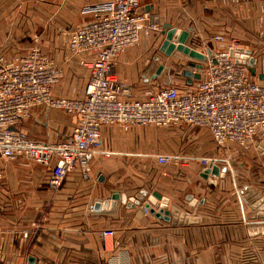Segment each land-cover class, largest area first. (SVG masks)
Listing matches in <instances>:
<instances>
[{"label":"crops","instance_id":"crops-1","mask_svg":"<svg viewBox=\"0 0 264 264\" xmlns=\"http://www.w3.org/2000/svg\"><path fill=\"white\" fill-rule=\"evenodd\" d=\"M80 1L0 0V55L10 57L25 51L24 42H29V46L35 37L33 22L39 27L36 31L40 36L44 34V26L57 29L62 25L69 33L76 18L82 21L90 17L83 11L85 6L107 0L76 6L75 2ZM143 4L159 14L161 25L167 22L182 30L191 29L186 45L199 52L208 43L206 34H226L228 30L238 34L235 37L238 43L255 60L254 76L264 82V0H144ZM202 11L205 15L188 23ZM44 36L45 39H40L43 51L64 70L54 92L70 95L72 90L82 91L87 68L80 66L67 50L58 49L57 36L55 39L52 34ZM27 37L29 41L25 40ZM163 38L161 31L151 34L121 53L114 66L116 75L132 84L141 78V84L147 88L157 82L151 76L159 64L168 69L161 72L159 79L176 70L179 61L186 58L178 51L170 56L160 51ZM64 39L61 36L60 41ZM73 124L74 117L60 110L36 107L29 118L20 121L19 128L28 136L56 141L69 134ZM165 132L156 134L157 131L140 126L128 130L104 126L102 148L109 155L95 156L90 167L94 178L84 180L74 171L56 191L48 189L46 184L49 168L20 160H0V264H27L29 256L34 257V264H263L261 259L227 257L222 252L237 235L240 245L258 243L260 234H251L250 230L260 222L258 217L251 218L259 210L246 204L240 195L229 202L215 201L214 197L201 196L196 190L203 184L227 180L228 175L241 169L239 166L249 169L250 163L245 158L250 154L263 157L262 154L252 147L233 145L231 159L237 151L248 153L245 157L243 154L242 163L225 166L224 176L209 174L204 178L200 175L202 166L196 162L177 166L155 161V154L169 150L165 146L164 139L169 137ZM182 139L190 152L195 150L192 145L200 141L199 136L189 133ZM222 167L220 164L219 168ZM257 167L260 171L264 164ZM123 176L135 177L137 184L123 189L117 185ZM139 176H144L146 183H139ZM141 188L149 193L157 191L169 199L170 205L199 217L200 221L173 225L150 214L143 204L128 207V198L133 195L130 193ZM209 191L213 193L211 187ZM114 192L119 194V199L112 210L94 209L95 203L110 199ZM186 194L203 199L204 203L189 206ZM102 229H113L115 235L103 239L99 236ZM25 231L29 237L22 239Z\"/></svg>","mask_w":264,"mask_h":264},{"label":"built area","instance_id":"built-area-1","mask_svg":"<svg viewBox=\"0 0 264 264\" xmlns=\"http://www.w3.org/2000/svg\"><path fill=\"white\" fill-rule=\"evenodd\" d=\"M143 2L107 0L83 8L90 17L70 30L65 47L88 70L78 95L54 92L64 70L49 58L36 39L25 51L10 57L0 55V160H20L49 168L46 184L56 191L74 171L84 180L94 178L90 167L95 156L109 155L102 148L104 126L123 130L145 125L197 126L208 133L213 145L222 152L231 153L235 145L252 146L257 153L264 154V146L260 145L264 142V82L251 75L246 64L237 62L234 55L240 54L237 50L243 47L234 37L213 33L201 51L205 59L195 61L202 65L200 69L188 66L194 60L183 54L186 59L176 69L181 75L176 83L151 85L141 98L131 97L130 89L114 72L115 62L143 37L162 30L159 14L151 12ZM186 70L199 73V77L184 75ZM36 107L57 109L73 116L70 133L56 141L23 133L19 123L29 118ZM153 157L160 165L196 162L202 170L219 163V158L213 155L167 153ZM221 160L230 167L228 158ZM240 196L254 209L253 194ZM257 226H264V218H260ZM114 235L113 229L99 231L103 239ZM28 237L26 231L22 233V239Z\"/></svg>","mask_w":264,"mask_h":264},{"label":"rangeland","instance_id":"rangeland-1","mask_svg":"<svg viewBox=\"0 0 264 264\" xmlns=\"http://www.w3.org/2000/svg\"><path fill=\"white\" fill-rule=\"evenodd\" d=\"M90 1H94V0H82L80 2H75L76 6H81L83 3L84 5L87 4V2ZM81 4V5H80ZM84 5L82 7H84ZM82 9V8H81ZM199 16H197V18H192L189 19L188 23H190V21L192 20H197L199 19L200 16L205 15L204 11L198 13ZM202 18V17H201ZM161 19V17H160ZM76 23H74L73 27L77 24V22L80 21V19L76 18L75 19ZM49 24L51 25L52 23L49 22ZM33 27L35 30V37L32 38L30 45L34 43V39H36V43L39 44V46L41 48H43L41 46L40 43V39H45L44 34L45 35H53L54 39L55 36H57L60 40H61V36H63L65 39L61 42L59 40V44H58V49L59 50H66V40H67V36H68V29H66L65 26H58L57 29L55 28H50V26H44V34H42V36L39 35L38 30L39 27H36L35 22H33ZM50 32H49V30ZM72 29V28H71ZM70 29V30H71ZM224 29L227 31V28L224 26ZM67 30V31H66ZM162 34V33H161ZM211 33L210 34H206V38L207 40L210 39L211 37ZM228 37H239L238 34L230 32L229 30L226 32V34ZM28 38V37H27ZM26 41H29L30 39L28 38L25 39ZM45 42V41H44ZM43 43V42H42ZM25 46L29 47L28 43H25ZM133 47L129 48L132 49ZM128 50V49H127ZM183 55V54H182ZM186 56V55H185ZM183 61L180 60L179 63ZM180 66V64H179ZM178 69V66L177 68ZM177 70H171L170 72L166 73L164 76H162L160 79L157 78V82H154V84H151L154 87H161L163 85H167V84H174L176 83L180 78L181 75L176 73ZM117 78L124 82L126 84V86L130 89L131 92V97L132 98H141L143 96L144 90L147 89L146 87H144L143 84H141L140 79H138L137 84H132L129 81L123 80L121 79L120 75H116ZM141 85V86H140ZM144 87V88H143ZM81 92V90H72L71 94H67L64 96H75L78 95ZM57 115L63 116L62 113H60L59 111H54ZM140 127H148L150 129H153L155 131H157L156 134H158V131H166L165 133H167V135L169 136L168 138H165V146L167 147V149H169L166 153H170V154H178L181 156H195V155H202V156H206V155H213V156H217V158H219V163L218 165L220 166V164L223 165V167H225L224 162L221 159H226L228 158V162L234 165L238 164L240 161V163H242L243 159L242 156L244 154V157L247 156L248 153H241V151H237V157L235 156V158L231 159V156H233L231 153L234 152V150H231V153H226V152H222L221 149L216 148L213 143L211 142V138L208 135V133L197 126H169V127H155V126H150V125H145V126H140ZM189 133L191 136H199V142L196 144H193V148L195 149L194 152H190L187 149V144L184 143L182 136ZM189 147V145H188ZM252 147V146H251ZM253 148V147H252ZM254 149V148H253ZM236 151V150H235ZM234 154V153H233ZM262 156L264 157V154H262ZM258 155L253 154V156L250 154V156H247V158H245L247 160L248 163H250V168L247 169L243 168L242 166H239V168H241L240 170L231 173V175H228V179L225 180L223 178L222 181H220L219 183H208V184H203L202 186H200L199 189H196L198 194H200L201 196H205L207 195L208 198H210V196L214 197L215 201H221V200H228L231 201L233 199V197L235 196H239L241 195V189H243V187H248V188H253L255 189L258 193H260L263 197H264V168H261L260 171H258V167L257 165H260V163L264 164V158ZM3 161H7V160H1V162ZM247 162H243L244 166H248ZM192 163V162H190ZM233 165V167H234ZM148 166V165H145ZM153 169V167H151V170ZM233 170V168H232ZM138 173H141L140 170L137 171ZM132 175V171L130 172ZM133 173H136L135 171H133ZM133 176V175H132ZM224 176V175H223ZM120 178L117 179V181ZM138 182L139 183H146L145 181H147L146 179H144L142 177H137ZM116 181V182H117ZM135 184H137V180L135 179V177H131V176H123L121 178V180H119L117 182V185L122 186L123 189L125 186H134ZM209 187H211L213 189V193L211 194L209 191ZM128 190V189H126ZM139 191V190H138ZM138 191L136 192H131L130 194H136ZM125 194V193H124ZM123 194V195H124ZM133 195L129 196L132 197ZM233 201V200H232ZM220 203V202H218ZM218 210V208H217ZM260 240H258V243H250L248 246H243L242 244L240 245V239L239 236H234L233 240H232V244L230 246H228V249L225 250L223 249L222 252L223 254L226 252L227 253V257H234V258H256V259H261V263L264 264V234H260ZM220 237V236H219ZM220 239V238H219Z\"/></svg>","mask_w":264,"mask_h":264},{"label":"water","instance_id":"water-1","mask_svg":"<svg viewBox=\"0 0 264 264\" xmlns=\"http://www.w3.org/2000/svg\"><path fill=\"white\" fill-rule=\"evenodd\" d=\"M191 29L182 30L177 27H173L170 23H163L162 24V30L161 33L164 35V38L160 44L159 50L162 51L165 55L170 56L173 54L174 51H178L184 55H186L188 58L194 61H190L188 63V66L195 67L197 69L201 68L200 63H196L195 61H203L205 59V56L186 45V40L189 36V31ZM238 52H241L240 54L236 53L234 56L237 57V62H242L247 65L249 68V71L251 75L255 74V60L254 58L250 57V52L248 50L238 49ZM207 56H211V53L208 49H206ZM233 54V50H230V55ZM158 60V58H155ZM164 67V65L159 64L154 72V74L151 76L154 78L155 76H159L162 71H167ZM184 75L188 77L198 78L199 73L192 74L191 71L186 70L183 73ZM190 81V78L188 79ZM261 146H264V142L260 143ZM225 173V167L219 168L218 165H213L210 168L204 169L200 175L204 178H207L209 174H213L216 176H223ZM102 180V177H99V181ZM241 194H253L256 201L253 203V206L256 207L259 210V213L256 215L251 216V218H264V197L258 193L253 188L243 187V189L240 190ZM119 199V194L114 192L111 194L110 199L104 200L102 203L97 202L94 204V209H109L112 210L115 205V200ZM185 200L188 202L189 206H196L197 204H203L204 200L200 199L197 200L195 197H193L192 194H186ZM148 210V212L152 215H154L157 218H161L164 221L170 222L171 224L175 225H181V224H195L198 223L199 217L189 215L179 209L175 205H170V201L167 197L162 196L157 191H152L149 193L146 189L141 188L139 191L134 194L132 197L128 198V203L126 204L128 207H135L136 205H141ZM251 234H264V226H256L252 227L250 230ZM34 257L29 256L27 259V264H34Z\"/></svg>","mask_w":264,"mask_h":264}]
</instances>
